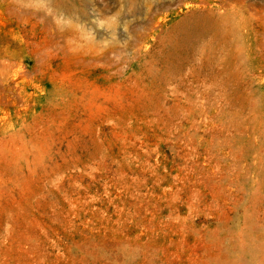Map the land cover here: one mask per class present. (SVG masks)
I'll use <instances>...</instances> for the list:
<instances>
[{"label":"rangeland","instance_id":"obj_1","mask_svg":"<svg viewBox=\"0 0 264 264\" xmlns=\"http://www.w3.org/2000/svg\"><path fill=\"white\" fill-rule=\"evenodd\" d=\"M0 264H264V0H0Z\"/></svg>","mask_w":264,"mask_h":264}]
</instances>
